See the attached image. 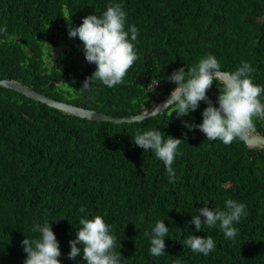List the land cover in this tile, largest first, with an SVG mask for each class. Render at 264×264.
I'll use <instances>...</instances> for the list:
<instances>
[{"label": "trees", "instance_id": "obj_1", "mask_svg": "<svg viewBox=\"0 0 264 264\" xmlns=\"http://www.w3.org/2000/svg\"><path fill=\"white\" fill-rule=\"evenodd\" d=\"M112 3L126 13L125 31L138 29L132 41L138 59L122 83L109 88L93 79L82 88L96 65L85 60L79 38L69 37V23L76 28ZM5 26L0 79L114 116L136 114L153 98L161 101L175 87L167 77L207 55L222 71L249 63L253 82L264 88V0H0V29ZM61 44L74 50L48 65L52 53L46 48ZM217 87L219 81L206 93L214 107ZM260 99L264 103V93ZM205 107L201 101L179 118L169 108L140 122H96L0 86V264H24L21 242L38 238L33 226L46 221L59 243L60 264H86L82 251L68 258L69 241L80 218L96 215L116 237L120 264H264V148L239 140L224 145L208 141L198 128L189 130L185 123H202ZM254 122V132L264 135V119ZM150 129L183 141L172 164L175 182L151 150L131 139ZM226 199L246 206L247 216L234 223L235 238H225L218 226L196 231L190 221L197 210L223 209ZM158 220L172 227L165 254L152 256L145 232L150 235ZM190 234L211 236L215 250L208 256L192 252L184 243Z\"/></svg>", "mask_w": 264, "mask_h": 264}, {"label": "clouds", "instance_id": "obj_2", "mask_svg": "<svg viewBox=\"0 0 264 264\" xmlns=\"http://www.w3.org/2000/svg\"><path fill=\"white\" fill-rule=\"evenodd\" d=\"M70 17L71 15L67 18L69 22ZM125 22L126 13L122 10V5L112 3L99 17L95 14L85 16L82 23L76 28H72L69 23V37L79 38L83 44L85 60L96 65L92 76L85 80L82 88H88L93 79L109 88L122 83L128 70L138 59L135 45L132 43L137 40L138 29L135 25H131L125 31ZM0 31L6 32V26ZM51 32L58 33L55 29ZM129 33L131 34L130 38ZM74 43L75 41L73 45ZM69 50L73 51L74 46H69ZM28 52L30 53V51ZM67 52L64 51L54 59H52V54V57L49 58L50 61L47 60L48 65L66 55ZM253 72L254 69L247 62L242 63L235 71L222 72L220 63L213 55L200 58L197 64L190 68L187 67V71L181 67L167 77L175 84V88L170 90V95L168 94L169 98L164 103L165 110L171 108L179 118L188 115L190 110L195 111L203 101L207 107L202 112V123L199 125L185 123V126L189 130L198 128L208 141L219 140L224 145H231L237 140L243 142L250 133H255L254 118L264 119V103L260 99L264 88L253 82ZM217 81L220 83V87H217L220 94L217 97L218 107H214L206 93ZM158 85V81H153L150 86L155 90ZM154 101L157 100L153 98L152 105ZM152 105L141 111L151 108ZM162 113H156L150 117ZM167 137L165 140L159 129H150L137 130L131 139L144 152L151 150L155 157L163 162L169 181L175 182L176 177L172 164L178 146L183 141L171 136ZM245 207L243 203L232 199L225 200L223 209L210 210L205 205L197 210V214L192 216L190 223L195 226L196 231H202V226L209 229L218 226L225 238L234 239L238 231L234 227V223H238L241 217L247 216ZM79 212L84 213L85 208L81 206ZM79 225L75 239L69 241V259L80 256L82 251V257L86 264H120L121 255L114 251L117 243L116 237L111 234L110 226L105 223L102 216L96 215L91 219L86 216L82 217L79 219ZM168 226L172 227V222L166 223L163 220H158L151 229L150 235L145 232V235L150 239V248L148 247L150 255L165 254L164 250L168 247L166 245L165 248L169 232ZM33 231L39 233L38 238L25 237L21 242L26 253L24 264H60L58 259L61 255L59 243L51 229L50 222L46 221L43 225L35 224ZM130 242V240L127 241L128 244ZM184 243L192 252L201 253L204 256H208L216 247V242L211 236L190 234ZM77 244H80L82 249L78 248ZM176 264H179V261Z\"/></svg>", "mask_w": 264, "mask_h": 264}, {"label": "water", "instance_id": "obj_3", "mask_svg": "<svg viewBox=\"0 0 264 264\" xmlns=\"http://www.w3.org/2000/svg\"><path fill=\"white\" fill-rule=\"evenodd\" d=\"M20 42L24 43V40L20 39ZM222 72H228V71H222ZM0 86L15 90L16 92L30 99L44 103L50 107L60 109L62 111H65L80 118H85L87 120L96 121V122L109 121L113 123L140 121L144 118L155 115L156 113H162L165 110L164 103L169 98L170 95L169 93V95H167L160 102L154 101L151 108H147L137 114L129 115V116H114L101 111L84 108L81 106H77L71 103H67L61 100L51 98L46 94L39 92L33 89L32 87L25 85L15 79H11V78L0 79ZM244 142L247 148H264V136L257 133H253V132L250 133Z\"/></svg>", "mask_w": 264, "mask_h": 264}, {"label": "rangeland", "instance_id": "obj_4", "mask_svg": "<svg viewBox=\"0 0 264 264\" xmlns=\"http://www.w3.org/2000/svg\"><path fill=\"white\" fill-rule=\"evenodd\" d=\"M73 40L71 39V42ZM69 46L65 45V44H61V47L54 49V48H48L47 51L52 52L53 57L52 59L58 57L61 53H64V51H68ZM46 60L50 61L49 57H46Z\"/></svg>", "mask_w": 264, "mask_h": 264}, {"label": "bare ground", "instance_id": "obj_5", "mask_svg": "<svg viewBox=\"0 0 264 264\" xmlns=\"http://www.w3.org/2000/svg\"><path fill=\"white\" fill-rule=\"evenodd\" d=\"M62 34V33H61ZM166 111V110H165Z\"/></svg>", "mask_w": 264, "mask_h": 264}]
</instances>
